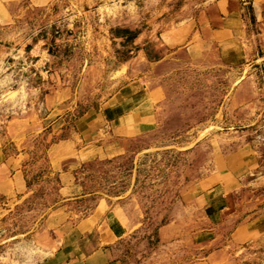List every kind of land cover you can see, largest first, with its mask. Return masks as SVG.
<instances>
[{
  "label": "rangeland",
  "instance_id": "obj_1",
  "mask_svg": "<svg viewBox=\"0 0 264 264\" xmlns=\"http://www.w3.org/2000/svg\"><path fill=\"white\" fill-rule=\"evenodd\" d=\"M222 1L235 11L212 12ZM214 14L232 34L213 36ZM185 21L206 48L165 51L161 34ZM141 53L155 121L104 149L110 125L89 138L86 116L104 121ZM65 139L75 155L55 170L48 148ZM0 149L22 152L27 183L1 211L0 264H39L57 227L68 237L114 204L141 223L118 245L128 263L191 264L223 249L210 264H264V0H0ZM214 187L232 198L221 217L186 208ZM243 224L256 233L233 238Z\"/></svg>",
  "mask_w": 264,
  "mask_h": 264
},
{
  "label": "crops",
  "instance_id": "obj_2",
  "mask_svg": "<svg viewBox=\"0 0 264 264\" xmlns=\"http://www.w3.org/2000/svg\"><path fill=\"white\" fill-rule=\"evenodd\" d=\"M212 7V6H211ZM215 7V8H214ZM212 12H234L236 6L232 3L224 1L213 4ZM213 15V20L216 22V29L213 36L222 39L227 34L233 32V29H227L226 19L220 14L218 17ZM230 14V13H229ZM209 21V18H206ZM209 33V30H207ZM206 36V35H205ZM162 45L165 51L171 48L182 47L190 53H199L206 48L207 41L202 37L195 38L194 25L185 21L175 26H171L161 34ZM145 53L139 54L133 60V63H138V68H127L126 77L128 80L123 83L120 89L114 95V98L107 106V111L102 119H96L89 115L87 119V135L89 138L99 134V130L104 125H110L111 138L106 140L104 149H113L115 147L114 138H125L138 135L146 132L155 121L154 109L149 105V93L147 80L153 77L151 71H146L144 61ZM96 126L95 130L93 128ZM49 162L52 168L56 170L61 162L75 155V144L69 139L61 140L52 143L48 148ZM24 159L22 152L15 151L12 154H5L0 149V220L1 211L7 210L12 206L14 200L17 201L27 190V183L21 170V162ZM69 173L62 171L58 174L60 180L69 177ZM186 199V197H184ZM194 199L187 201L186 208L198 209L205 211L207 219L212 217L214 213H218L221 217L224 211L231 206V194L223 187L220 189L203 188L194 192ZM99 201L96 203L97 208ZM115 204L109 206L102 213L96 216L92 214L83 217L79 220L69 232V235L60 237L62 233L61 227H57V232H52L51 241H48V247L53 244V249L48 255H45L40 260L39 264H135L128 263L124 255L119 254V242L129 237L132 233L138 230L140 223L139 219H134L122 208H115ZM172 222L160 226L157 230V237L160 243L163 241L170 242L174 237L170 234ZM56 229V228H55ZM61 230V231H60ZM243 230H246V235L256 233L252 226L239 225L233 232L234 235H242ZM60 231V232H59ZM240 231V233H239ZM56 238V239H55ZM51 244V245H50ZM223 251V249H222ZM221 250H216L212 253H202L201 259L191 264H210L213 259L224 258ZM224 252V251H223ZM225 253V252H224ZM226 254V253H225ZM223 256V257H222ZM222 263V262H220Z\"/></svg>",
  "mask_w": 264,
  "mask_h": 264
}]
</instances>
